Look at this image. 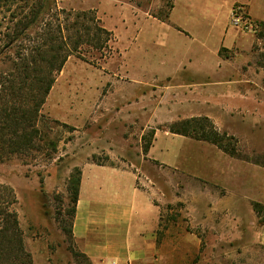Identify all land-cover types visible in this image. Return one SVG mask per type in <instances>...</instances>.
Masks as SVG:
<instances>
[{
	"label": "rangeland",
	"instance_id": "rangeland-1",
	"mask_svg": "<svg viewBox=\"0 0 264 264\" xmlns=\"http://www.w3.org/2000/svg\"><path fill=\"white\" fill-rule=\"evenodd\" d=\"M172 1L44 0L36 24L19 34L31 22V13L41 0H0V90L8 88L12 81L21 63L19 56L33 58L48 31L52 36H59V24L63 27L65 23H72L75 14L92 11L100 26L107 29V22L118 19V13L109 5L131 2L151 16L164 18L170 12ZM100 4L106 8L104 19L99 14ZM67 15H70L68 22ZM118 28L121 31L122 26ZM75 34L71 30L73 38ZM253 34L263 39L257 48L258 64L264 68V28L259 25ZM125 45L123 35L118 38L112 32L107 48L101 51L81 46L62 72L54 76V85L64 88L61 97L51 96L48 104L49 94L40 109L37 150H29L27 156L0 160V185L13 190L17 198L14 209L33 264H91L67 233L71 227L67 211L73 207L68 184L79 164L92 161L94 156L97 162L106 163V150L110 148L122 151L123 157L115 160L117 165L127 167L128 162H133L142 168L139 174L144 182L140 185L149 190L153 188V196L161 206L158 256L153 264H264L261 178L259 186L252 188L247 182L226 184L225 174L222 185V154L215 149L210 155L212 162L218 164L213 176L210 169H203V157L200 166L195 155L188 162L179 150L173 155L182 170L162 167L144 159L143 155L144 147L154 140L152 132L164 130L160 124L113 122L107 116L105 95L113 83L125 80L122 71ZM78 82L103 84L104 96L99 101L88 97L79 101L75 95ZM31 90L26 87L21 94L28 105L33 104ZM253 118L231 123L232 133H225L234 138L229 146L235 147L245 162L261 166L257 162L264 163V115L259 113ZM123 136L130 140L129 152L124 151ZM49 142L57 145V153L51 156ZM241 171L244 175L245 170ZM256 204L260 205L257 209ZM113 262L107 260V264Z\"/></svg>",
	"mask_w": 264,
	"mask_h": 264
},
{
	"label": "crops",
	"instance_id": "crops-1",
	"mask_svg": "<svg viewBox=\"0 0 264 264\" xmlns=\"http://www.w3.org/2000/svg\"><path fill=\"white\" fill-rule=\"evenodd\" d=\"M237 5H243L264 28V0H173L165 19L131 2L109 5L118 19L105 25L126 42L122 50L125 80L113 83L105 100L113 122L143 121L164 128L156 129L144 159L182 170L173 155L179 150L188 162L193 155L199 163L203 157L200 166L213 176L218 164L210 155L215 149L222 154V185L226 174L228 185L247 182L257 188L260 178L264 185V167L167 129L175 122L206 118L229 135L231 123L264 115V68L258 64L257 48L263 39L232 27L231 13ZM105 9L100 4L103 19ZM56 85L48 104L51 96L61 97L64 90ZM75 85L79 101L87 97L99 101L104 96L103 84ZM122 140L124 151L129 152L130 140L125 136ZM106 153V163L87 160L78 165L81 185L73 221L75 244L91 264H107L108 259L117 264H153L158 256L161 206L153 188L140 185L144 180L139 165L119 166L115 160L123 157L122 151L110 148ZM241 170L248 173L243 175Z\"/></svg>",
	"mask_w": 264,
	"mask_h": 264
},
{
	"label": "trees",
	"instance_id": "trees-1",
	"mask_svg": "<svg viewBox=\"0 0 264 264\" xmlns=\"http://www.w3.org/2000/svg\"><path fill=\"white\" fill-rule=\"evenodd\" d=\"M43 8L44 0H41L31 13V22L28 25L25 24L19 34L36 24ZM69 20L70 15H67L65 21ZM71 30L76 31L75 38L70 35ZM57 34L59 36H52L48 31L45 40L36 47L33 58L19 56L21 63L16 67L12 81L9 82L8 88L0 90V160L14 156H27L29 150H37L36 144L40 140L37 129L38 114L53 88L54 76L62 72L68 59L78 52L81 46L88 45L101 51L107 48L112 37V32L100 26L99 19L92 11L75 14L73 22L65 23L63 27L59 24ZM26 87H29V90L32 89L34 94L31 97L32 105H28L21 95ZM167 129L175 135L210 143L232 158L245 160L236 152L235 147L229 146L234 138L226 133H220L206 118L175 122ZM154 135L155 131L152 132V136ZM152 144L153 142H149L144 147V155ZM48 145L51 151L50 156L52 153L56 154L57 145L54 142H49ZM95 159L96 156L92 158V161L103 164ZM257 164L264 167L262 162ZM80 185L81 170L75 168L68 184L73 207L67 211L71 220V227L67 233L73 241V221ZM17 203L14 191L0 185V264H33L32 256L25 246L18 213L14 209ZM255 207L257 209L260 205L256 204ZM81 255L86 258L84 254L81 253Z\"/></svg>",
	"mask_w": 264,
	"mask_h": 264
},
{
	"label": "built area",
	"instance_id": "built-area-1",
	"mask_svg": "<svg viewBox=\"0 0 264 264\" xmlns=\"http://www.w3.org/2000/svg\"><path fill=\"white\" fill-rule=\"evenodd\" d=\"M230 22L232 27L245 33H256L259 28V25L250 17L243 5H237L233 8Z\"/></svg>",
	"mask_w": 264,
	"mask_h": 264
}]
</instances>
